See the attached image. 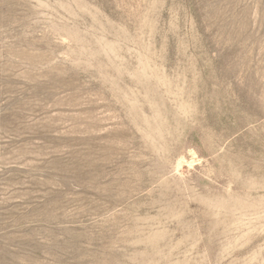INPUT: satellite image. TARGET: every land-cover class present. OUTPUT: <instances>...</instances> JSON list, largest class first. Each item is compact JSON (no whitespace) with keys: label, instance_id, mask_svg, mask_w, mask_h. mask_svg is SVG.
<instances>
[{"label":"rangeland","instance_id":"1","mask_svg":"<svg viewBox=\"0 0 264 264\" xmlns=\"http://www.w3.org/2000/svg\"><path fill=\"white\" fill-rule=\"evenodd\" d=\"M0 264H264V0H0Z\"/></svg>","mask_w":264,"mask_h":264}]
</instances>
